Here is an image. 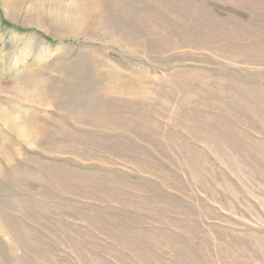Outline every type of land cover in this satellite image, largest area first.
<instances>
[{
	"label": "rangeland",
	"instance_id": "1",
	"mask_svg": "<svg viewBox=\"0 0 264 264\" xmlns=\"http://www.w3.org/2000/svg\"><path fill=\"white\" fill-rule=\"evenodd\" d=\"M0 264H264V0H0Z\"/></svg>",
	"mask_w": 264,
	"mask_h": 264
}]
</instances>
